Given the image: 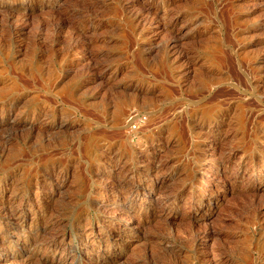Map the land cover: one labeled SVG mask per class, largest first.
Returning <instances> with one entry per match:
<instances>
[{
  "label": "rangeland",
  "instance_id": "obj_1",
  "mask_svg": "<svg viewBox=\"0 0 264 264\" xmlns=\"http://www.w3.org/2000/svg\"><path fill=\"white\" fill-rule=\"evenodd\" d=\"M0 91V264H264V0H0Z\"/></svg>",
  "mask_w": 264,
  "mask_h": 264
},
{
  "label": "bare ground",
  "instance_id": "obj_2",
  "mask_svg": "<svg viewBox=\"0 0 264 264\" xmlns=\"http://www.w3.org/2000/svg\"><path fill=\"white\" fill-rule=\"evenodd\" d=\"M133 2V1H132ZM12 8V10L10 11L11 13H13V12H18V11H20V9L18 8V7H16V6H12L11 7ZM146 11H147V9H146ZM80 31L79 30H75L74 31V33H72L71 34V36H70V42L71 41H73V39L76 37V36H78V35H80ZM8 36H11V31L10 32H8ZM7 41L8 42H6L7 44L8 43H10V38H8L7 39ZM71 45V44H70ZM12 87V86H11ZM10 87V88H11ZM15 84H14V86H13V89H11V91L13 92V91H15ZM4 91V90H3ZM0 92H2V91H0ZM13 94V93H12ZM11 94V95H12ZM16 94V93H15ZM8 96H9V94H8ZM151 135V134H150ZM152 141H154V140H152ZM154 146V145H153ZM127 148V147H126ZM129 148V147H128ZM117 149V148H116ZM119 149V148H118ZM131 150V149H130ZM119 151V150H118ZM114 152V151H113ZM125 152V151H124ZM128 152V151H127ZM129 153H131V152H129ZM115 154V153H114ZM118 155L120 154V153H117ZM121 156V155H120ZM126 156V155H125ZM154 156V155H153ZM122 157V156H121ZM126 163V162H125ZM125 163H123V164H121L122 166H120V168L122 169V172H121V174L120 175H118V176H115V177H113L111 180H112V182H114L112 185H113V188H112V190L114 191H117L118 193H126V194H128V195H132L133 194V190H132V188H131V184L129 183L130 181H133V176H130V169H129V167H130V165H126ZM119 167V166H118ZM120 169V170H121ZM129 172V173H128ZM170 177V176H169ZM168 176H166L164 179V182L166 181V179H170ZM110 188V189H111ZM127 195V196H128ZM128 207V206H127ZM121 209H123V208H121ZM125 209V208H124ZM123 209V210H124ZM91 210V209H90ZM89 210V211H90ZM125 210H127V209H125ZM125 213V212H124ZM14 214V213H13ZM128 214V213H127ZM15 215V214H14ZM128 216V215H127ZM129 218H130V216H129ZM128 218V219H129ZM120 219V218H119ZM131 219H132V217H131ZM130 220V219H129ZM128 222V221H127ZM4 227V226H3ZM16 227V226H15ZM38 227V226H37ZM40 227H42V226H40ZM44 227V226H43ZM45 228V227H44ZM41 230V229H40ZM110 232V231H109ZM109 232H108V234H106L105 236H104V241H108L109 240V238H110V234H109ZM40 233V232H39ZM106 233V232H105ZM40 235V234H39ZM112 237V236H111ZM103 240V239H102ZM153 240L156 242V241H158V243H160V244H162L163 246H165L166 245V243L168 242L167 241V238H165V237H161V236H157V237H155V238H153ZM34 243V242H33ZM102 243H103V241H102ZM162 245H161V247H162ZM2 247V246H1ZM101 247V243L100 244H98L97 245V250H99V248ZM93 248V247H92ZM122 248V247H121ZM164 249H165V247H164ZM170 249V248H169ZM168 249V250H169ZM166 250V249H165ZM164 251V250H163ZM170 251V250H169ZM168 251V252H169ZM165 252V251H164ZM163 252V253H164ZM160 254V253H159ZM170 254V253H169ZM162 254H160V256L158 255V256H156V258L154 259L155 260V263L153 262V259L152 258H150L149 256L147 257V256H144V257H142V258H139V259H135L136 261L134 262V264H151V263H153V264H162L161 262H162V259H165L164 257H162V256H164V254L161 256ZM152 259V260H151ZM166 260V259H165ZM163 262H165V261H163Z\"/></svg>",
  "mask_w": 264,
  "mask_h": 264
}]
</instances>
